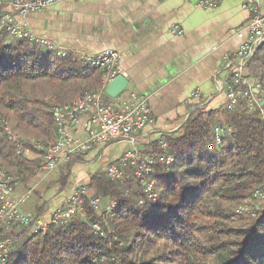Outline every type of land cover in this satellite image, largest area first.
Listing matches in <instances>:
<instances>
[{
	"label": "trees",
	"instance_id": "trees-1",
	"mask_svg": "<svg viewBox=\"0 0 264 264\" xmlns=\"http://www.w3.org/2000/svg\"><path fill=\"white\" fill-rule=\"evenodd\" d=\"M246 74L260 96L264 44ZM102 78L101 69L75 53L61 57L2 30L0 168L19 183L35 178L42 169L41 154L29 140L53 145L54 109L97 93ZM3 121L16 140L4 133ZM216 127L224 131L222 145L215 144ZM162 141L174 162L154 166L155 203L148 201L129 165L117 183L107 173L93 175L87 187L94 194L85 195L82 203L87 220L76 214L37 234L19 223L0 229V242H15L6 264H264V120L258 105L240 99L232 109L197 107L176 133L142 152H161ZM28 152L39 157L30 159ZM82 161L75 157L62 169V187ZM43 211L40 207L34 218Z\"/></svg>",
	"mask_w": 264,
	"mask_h": 264
},
{
	"label": "crops",
	"instance_id": "crops-1",
	"mask_svg": "<svg viewBox=\"0 0 264 264\" xmlns=\"http://www.w3.org/2000/svg\"><path fill=\"white\" fill-rule=\"evenodd\" d=\"M197 1L61 0L45 11L18 17V22L28 23L34 36L52 42L58 51L96 56L112 50L121 56L118 72L128 81L127 90L148 100L156 122L139 134L142 149L176 133L195 108L210 111L228 105L226 66L241 45L237 31L247 24L249 13L244 0H224L212 10L196 8ZM249 82L257 86L254 80ZM104 99L127 100L128 91L120 99L108 95ZM92 129L86 115L71 126L70 134L86 140ZM131 148L127 143L96 147L72 167L65 188L61 172L41 169L28 183L16 182L12 198L27 194L21 210L32 218L40 207L48 213L69 197L76 184L88 185L91 176L106 174ZM88 193L93 195L94 190L88 188Z\"/></svg>",
	"mask_w": 264,
	"mask_h": 264
},
{
	"label": "built area",
	"instance_id": "built-area-1",
	"mask_svg": "<svg viewBox=\"0 0 264 264\" xmlns=\"http://www.w3.org/2000/svg\"><path fill=\"white\" fill-rule=\"evenodd\" d=\"M59 1L61 0H0V32L6 29L13 37L29 38L45 49L55 50L59 56L64 57L68 52L58 51L52 42L34 36L29 30L28 23L18 22V17L45 11L55 6ZM222 1L224 0H198L195 7L212 10L217 8ZM243 7L249 13V20L244 27L237 31V36L242 40L241 45L226 66L228 70L225 83L227 107L232 109L238 100L248 99L251 103L258 105L264 120V91H261L260 96L256 95L254 90L259 86L253 87L246 74L249 62L258 48L264 44V0H244ZM75 54L86 63L103 71V86L97 93L88 94L62 108L54 109L56 140L53 145L43 147L35 144L33 139L29 140L41 154L42 170L60 173L73 158L85 157L96 147L127 143L132 148L119 159V163L111 164L108 167L107 175L111 180H121L124 176V168L128 165L133 167L134 177L143 185L146 198L155 203L158 193L155 187L154 166L159 161L171 165L174 158L165 141L160 143L161 152L144 153L140 148L139 134L144 130L152 129L156 124L148 106V100L144 97H137L133 89L127 90L126 88L124 92L128 91L127 100L106 102L104 99L107 95L106 88L120 75L118 64L121 56L112 50L104 51L96 56ZM120 96L113 99H120ZM86 115H89L90 124L94 126V129L90 131L88 139H75L70 134V128ZM2 128L10 140L17 139L8 122L3 121ZM230 131L228 129V132ZM223 134L222 128L214 129L216 145L223 144ZM16 180L15 177L7 175L0 168V229H7L12 224L19 223L29 228L32 234H37L46 232L52 225L72 220L76 214H81L82 219L87 220L82 213L83 197L88 194L86 185L76 184L74 191L62 204L35 219L21 210V204L27 198V194L19 200L12 198L16 189ZM260 197L264 198V194H261ZM92 204L97 205L98 200H93ZM96 229L99 230L98 227ZM14 243L11 239L0 242V264L7 263Z\"/></svg>",
	"mask_w": 264,
	"mask_h": 264
},
{
	"label": "water",
	"instance_id": "water-1",
	"mask_svg": "<svg viewBox=\"0 0 264 264\" xmlns=\"http://www.w3.org/2000/svg\"><path fill=\"white\" fill-rule=\"evenodd\" d=\"M128 87V81L122 75L114 79L106 88V93L111 98H117ZM256 91V90H254ZM258 94V90L256 91Z\"/></svg>",
	"mask_w": 264,
	"mask_h": 264
},
{
	"label": "rangeland",
	"instance_id": "rangeland-1",
	"mask_svg": "<svg viewBox=\"0 0 264 264\" xmlns=\"http://www.w3.org/2000/svg\"><path fill=\"white\" fill-rule=\"evenodd\" d=\"M129 145V144H128ZM113 181V183L115 182V183H117L118 181H120V179H116V180H112ZM79 184H81V185H84V184H82V183H79ZM87 186V185H86Z\"/></svg>",
	"mask_w": 264,
	"mask_h": 264
}]
</instances>
